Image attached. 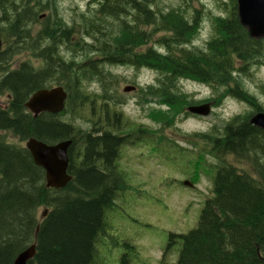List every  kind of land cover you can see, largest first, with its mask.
Listing matches in <instances>:
<instances>
[{"label": "trees", "instance_id": "obj_1", "mask_svg": "<svg viewBox=\"0 0 264 264\" xmlns=\"http://www.w3.org/2000/svg\"><path fill=\"white\" fill-rule=\"evenodd\" d=\"M51 4L0 0V97L7 96L5 108L0 107V264H13L32 245L35 254L28 264H97L96 246L103 240L107 216L116 211L115 202L125 190L118 168L122 149L150 137L140 126L131 131L116 108V92L106 84L113 76L109 69L116 66L156 73L155 85L143 93L160 98L169 109L183 100L175 93L182 80L223 88L226 98L249 105L247 116L231 119L219 133L200 136L210 137L209 154L223 164L211 178L212 195L197 227L186 235H170L164 255L176 246V264H264V131L249 123L254 113L264 111L241 90L239 76L247 75L252 64H264V39L251 38L241 26L236 0L218 4L225 15L212 21V36L196 50L187 48V40L199 26L197 13L191 21L176 10L163 14L155 0H89L82 19L90 23L83 29L86 42H81L73 38L74 27L53 20ZM50 8L52 19L39 21V14ZM94 22L104 25V33ZM37 23L41 30L33 36L30 27ZM146 26L149 31L143 30ZM96 33L107 35L106 43ZM151 40L155 46H147ZM61 45L70 58L59 54ZM79 50L81 59H88L76 61ZM22 53L38 66L22 62L10 69L12 58ZM91 81L100 85V94L85 91L84 83ZM53 86L67 94L64 110L33 117L25 103ZM258 89L264 97V83ZM77 120L86 128L77 126ZM5 133L20 143L31 138L46 145L71 141V181L59 191L47 188L44 171L29 151L9 143ZM227 157L247 163L253 175L226 163ZM40 208L47 211L45 217L37 216ZM121 263H128L126 256Z\"/></svg>", "mask_w": 264, "mask_h": 264}, {"label": "rangeland", "instance_id": "obj_2", "mask_svg": "<svg viewBox=\"0 0 264 264\" xmlns=\"http://www.w3.org/2000/svg\"><path fill=\"white\" fill-rule=\"evenodd\" d=\"M223 2L227 0H155L163 14L170 9L176 10L192 21L197 13L199 26L187 40L190 50L204 48L212 36V21L217 16L225 15L223 7H218ZM88 4L89 0H52L51 4L55 10L53 20H62L65 28L74 27L76 35L73 38L83 40L81 42L85 41L83 29L90 23L82 19L87 14ZM51 13L52 8L40 13L39 21L52 19ZM94 24L97 30L104 33L103 24L100 27L98 23ZM30 28L33 36L41 30L39 23ZM143 30L149 31L150 27L146 26ZM98 37L105 43L108 40L105 34ZM156 39L153 36L152 40ZM152 40L147 46H155ZM66 49L61 45L59 54L63 58H70L71 54ZM81 53V50L75 53L76 61L88 59V56L81 59ZM22 62L38 66L30 54L22 53L12 58L9 68L15 69ZM247 70V75L239 74L241 90L255 97L264 111V97L258 89L264 83V64H252ZM109 72L113 76L107 77L106 84L112 85L116 92L119 104L116 108L131 124V131L140 126L150 132V137L149 141L138 143L133 148L122 149L118 168L126 179L125 190L118 195L116 211L109 212L107 216L103 240L96 246L97 264H122L124 256L127 264H176V246L164 255L168 238L170 235H186L197 227L201 211L212 195L211 178L215 175L216 167L223 164L209 154L210 137L200 136L221 132L226 123L235 117L248 115L251 108L231 97L226 98L223 88L215 90L207 85L182 80L176 85L175 93L183 100L180 99L169 109L160 98H151L143 93L146 87L155 85L156 73L145 69L134 70L128 66L111 67ZM84 87L87 93H101L100 85L94 81L84 83ZM127 87L135 89L125 93ZM221 90V97H217ZM6 104L7 96L0 97V107L5 108ZM204 104L210 105L206 117L187 112L189 107ZM76 125L86 128L81 120H77ZM3 135L11 144L25 145L10 133ZM224 160L238 170L253 175L247 163L232 157ZM185 182L191 183L194 188L184 186ZM44 210L40 208L37 216L41 217Z\"/></svg>", "mask_w": 264, "mask_h": 264}, {"label": "water", "instance_id": "obj_3", "mask_svg": "<svg viewBox=\"0 0 264 264\" xmlns=\"http://www.w3.org/2000/svg\"><path fill=\"white\" fill-rule=\"evenodd\" d=\"M237 15L239 22L249 36L253 39L264 38V0H236ZM0 39V50H1ZM134 88L127 87L124 92H130ZM67 95L62 88L56 87L50 90H41L33 94L25 108L34 117L40 113L58 115L64 109ZM192 115L206 117L210 112V105L192 106L187 109ZM249 123L264 131V113H256ZM71 141L60 142L56 145H46L35 139H29L26 149L29 151L35 166L41 168L45 173L47 188L63 189L72 179L68 174V149ZM184 186L192 188V184L185 182ZM46 212L44 213V215ZM38 230H36L37 232ZM35 254V245L20 253L13 264H28Z\"/></svg>", "mask_w": 264, "mask_h": 264}, {"label": "bare ground", "instance_id": "obj_4", "mask_svg": "<svg viewBox=\"0 0 264 264\" xmlns=\"http://www.w3.org/2000/svg\"><path fill=\"white\" fill-rule=\"evenodd\" d=\"M53 190V189H52ZM59 191V190H58ZM100 251V250H99ZM98 252V251H97ZM17 256V255H16ZM100 257H101V255H100Z\"/></svg>", "mask_w": 264, "mask_h": 264}]
</instances>
